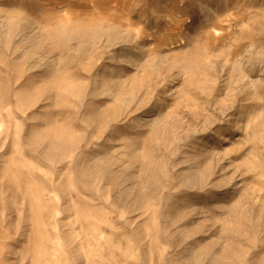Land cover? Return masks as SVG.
<instances>
[{
    "label": "rangeland",
    "instance_id": "374dc122",
    "mask_svg": "<svg viewBox=\"0 0 264 264\" xmlns=\"http://www.w3.org/2000/svg\"><path fill=\"white\" fill-rule=\"evenodd\" d=\"M0 264H264V0H0Z\"/></svg>",
    "mask_w": 264,
    "mask_h": 264
}]
</instances>
